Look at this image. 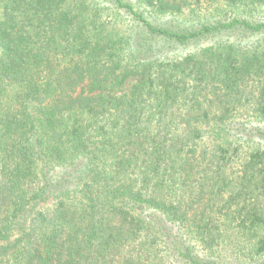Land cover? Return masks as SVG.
I'll return each instance as SVG.
<instances>
[{
  "label": "trees",
  "instance_id": "trees-1",
  "mask_svg": "<svg viewBox=\"0 0 264 264\" xmlns=\"http://www.w3.org/2000/svg\"><path fill=\"white\" fill-rule=\"evenodd\" d=\"M0 264H264V0H0Z\"/></svg>",
  "mask_w": 264,
  "mask_h": 264
}]
</instances>
